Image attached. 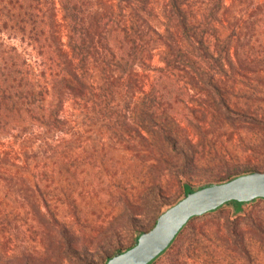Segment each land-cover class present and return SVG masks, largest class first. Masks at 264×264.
I'll use <instances>...</instances> for the list:
<instances>
[{
	"label": "trees",
	"instance_id": "trees-1",
	"mask_svg": "<svg viewBox=\"0 0 264 264\" xmlns=\"http://www.w3.org/2000/svg\"><path fill=\"white\" fill-rule=\"evenodd\" d=\"M245 123L264 128V0H0V264H105L176 202L167 175L184 195L252 171L207 138ZM108 197L158 211L149 227L128 215L134 242L110 254L108 220L78 202ZM255 201L192 217L148 264H264Z\"/></svg>",
	"mask_w": 264,
	"mask_h": 264
},
{
	"label": "rangeland",
	"instance_id": "rangeland-1",
	"mask_svg": "<svg viewBox=\"0 0 264 264\" xmlns=\"http://www.w3.org/2000/svg\"><path fill=\"white\" fill-rule=\"evenodd\" d=\"M231 0H225L226 4H229ZM261 1V0H255ZM154 65H159L157 61V57L153 59L152 62ZM140 74H143L141 70H139ZM170 94L173 98H185L187 99V91L185 87L169 85ZM179 110L176 112L178 120L181 122L182 126L188 131L189 137L196 141V137L193 134V129L189 124L188 119L185 120L181 115L182 113L185 115L187 112L186 108L181 106V103L178 104ZM185 112V113H184ZM186 116V115H185ZM213 130V131H212ZM233 131L232 135H229ZM214 136H216L214 138ZM207 138H211L215 140V148L218 149L215 152L213 148L212 154H221L225 155L227 159V163L233 166H236V173H241L244 171V168L248 166L252 171L260 170L264 171V128H259L251 124H242L236 126V128H212L210 133L207 135ZM207 142V141H205ZM219 157H215L213 159L214 162L219 161ZM251 172V171H250ZM249 173V172H247ZM245 174V173H242ZM241 175V174H240ZM199 176V175H198ZM200 180H204L205 173L199 176ZM219 179V177H218ZM227 181V180H225ZM223 182V181H221ZM212 183H219L212 181ZM165 185L164 194L166 195L165 203H173L178 201L181 197H183V190L177 180L171 176H166L165 180L162 182ZM200 186H205L203 183H194L192 188H198ZM115 199V198H113ZM256 201L252 205H244L243 208L245 210H253L256 212L257 208L263 207L264 202L258 201L260 199H255ZM80 215L82 217H86L88 220H93L96 223H100V225H104L103 222L108 220V237L111 238L112 246L108 245L107 253L110 254L115 252V249L125 247L126 245L133 243L136 237V234L133 233L130 227L125 225V219L128 215L137 213L140 215H135L145 227H149L152 224V217L158 213V211L152 212V210L148 207L140 206V201L138 200H78ZM143 204V202H142ZM164 207L161 208V210ZM231 211L230 206L223 205L221 207V211L216 213V216H219V221H223L225 215ZM220 213V214H218ZM231 218V217H230ZM189 224V222H188ZM112 230L116 231V236H113ZM11 243V250L17 251V245L19 243L16 242ZM29 246H33L34 243L28 242ZM19 246V245H18ZM24 246V245H23ZM27 247V246H26ZM1 248V247H0ZM29 248V247H27ZM121 251V250H120ZM35 254L37 258H43L42 253H32ZM88 262H92L93 264H103V259L100 257H95L93 261L88 259ZM62 264H82L80 261H77L73 258L67 259L62 262ZM152 264H167L165 255H161L157 260H155Z\"/></svg>",
	"mask_w": 264,
	"mask_h": 264
},
{
	"label": "water",
	"instance_id": "water-1",
	"mask_svg": "<svg viewBox=\"0 0 264 264\" xmlns=\"http://www.w3.org/2000/svg\"><path fill=\"white\" fill-rule=\"evenodd\" d=\"M257 198H264V171L260 170L192 188L161 211L132 246L114 253L105 264H148L169 246L192 217L215 210L228 201L251 202Z\"/></svg>",
	"mask_w": 264,
	"mask_h": 264
}]
</instances>
